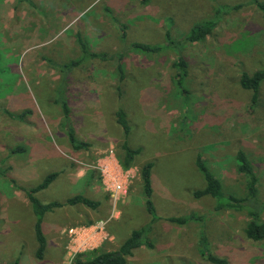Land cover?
<instances>
[{
    "label": "rangeland",
    "instance_id": "1",
    "mask_svg": "<svg viewBox=\"0 0 264 264\" xmlns=\"http://www.w3.org/2000/svg\"><path fill=\"white\" fill-rule=\"evenodd\" d=\"M210 20L211 35L186 41ZM79 37L105 56L68 70L82 55ZM136 42L162 48L146 53ZM261 69L264 15L254 0H0V264H75L80 253L88 259L117 250L142 228L153 247L136 249L127 264H217L205 246L227 264H264V240L245 233L246 208L218 211L210 196H194L206 185L196 165L201 153L224 191L243 197L235 156L244 150L260 179L255 205L264 221V82L256 104L240 83L243 71ZM119 107L128 114V137L116 120ZM69 128L90 147L74 148ZM125 140L140 148L129 166ZM149 161L156 218L141 175ZM105 165L127 177L126 195L106 187ZM52 172L56 179L36 195L63 205L44 216L47 247L39 258L36 215L21 187ZM76 194L100 205L68 204ZM170 216L196 219L180 224ZM84 228L91 245L76 240Z\"/></svg>",
    "mask_w": 264,
    "mask_h": 264
},
{
    "label": "trees",
    "instance_id": "2",
    "mask_svg": "<svg viewBox=\"0 0 264 264\" xmlns=\"http://www.w3.org/2000/svg\"><path fill=\"white\" fill-rule=\"evenodd\" d=\"M23 1V0H21ZM255 4L260 8L264 15V1L254 0ZM216 26V21L210 20L205 23L196 24L190 32L186 35V41L195 42L203 41L209 35L213 33V30ZM170 36L169 34H167ZM79 42L82 47V55L76 60H72L70 63L66 64L68 70H72L75 67L83 64L85 61L102 57L100 53L95 51H90L87 47V44L79 37ZM133 47L139 49L142 52H159L161 50L160 45H151L147 43L136 42L133 43ZM118 71L120 73L121 79L124 78V68L121 64L118 65ZM184 73L179 74V79L177 80L178 88H183L184 86ZM264 82V69L257 70L254 73H249L243 71L240 79V83L243 88L250 89L253 91L252 95V104H256L259 101L260 89ZM187 93V89L185 88ZM63 113L66 119L70 116V107L68 101L65 99L61 100ZM24 114L19 115L22 118ZM115 116L118 124L123 128L124 134L126 137L129 136L131 132V124L128 119L127 112L119 107L115 111ZM69 140L74 148H88L90 144L87 142L80 141L77 139L73 129L69 128ZM123 148L125 150V158L123 164L129 166L135 157L140 153V148H132L129 146L127 140L123 143ZM24 151V147H19L13 151ZM235 162L237 170L245 178V187L246 194L243 197H239L233 193H228L224 191L222 181L210 170L206 160L203 158L202 154L199 153L196 158V165L199 171L203 174L206 185L202 189H198L194 192V196L201 198L204 196H210L215 200V209L225 210L233 209L239 210L246 208L250 216V220L246 225L245 233L247 237L253 241H263L264 240V221L261 219L260 215L262 208L257 207L255 204L257 202L258 193H259V183L260 179L257 175L251 160L249 159L247 153L244 150H239L235 156ZM154 163L149 161L145 163L141 169V175L144 184V193L146 196V207L148 211L156 218V208L153 202V184H152V169ZM58 176L57 172L49 173L45 179L35 187L21 189L26 193L28 200L31 203L34 214L36 215V221L34 224V230L36 239L38 241V249L36 252L37 257L43 258L44 253L47 247V239L44 233L43 220L44 216L49 212L54 210L57 207L62 206L63 204L59 201H52L48 203L42 202L38 197L37 193L41 190H44L49 187V185L56 179ZM67 203L71 205L84 204L92 209L98 208L100 205L99 201L93 200L83 194H76L67 199ZM1 204V199H0ZM192 219H196L195 216H170L169 220L175 221L180 224H185ZM147 229H135L132 231L131 235L121 244V246L115 251H105L100 252L94 255L91 258H84V253H80L75 258V264H127L128 257L134 254V251L144 244L149 247H153L152 242L146 237ZM205 254L207 258L217 264H227L226 258L218 257L212 254L209 251H206ZM8 264H19V260H16L14 263Z\"/></svg>",
    "mask_w": 264,
    "mask_h": 264
},
{
    "label": "built area",
    "instance_id": "3",
    "mask_svg": "<svg viewBox=\"0 0 264 264\" xmlns=\"http://www.w3.org/2000/svg\"><path fill=\"white\" fill-rule=\"evenodd\" d=\"M102 173L104 175V183L108 189H111L113 192H120L124 195L128 192V179L126 176L115 174L112 167L109 165H105L104 168H102ZM88 229L84 228V230L79 232H76V240L79 242L81 241V238L84 239L82 244H92L94 239L92 238L91 232H87Z\"/></svg>",
    "mask_w": 264,
    "mask_h": 264
}]
</instances>
